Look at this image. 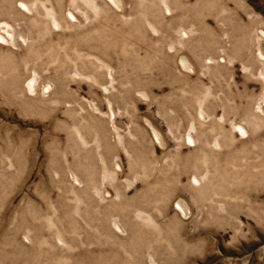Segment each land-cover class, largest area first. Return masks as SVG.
<instances>
[{"label":"rangeland","instance_id":"obj_1","mask_svg":"<svg viewBox=\"0 0 264 264\" xmlns=\"http://www.w3.org/2000/svg\"><path fill=\"white\" fill-rule=\"evenodd\" d=\"M0 264H264V0H0Z\"/></svg>","mask_w":264,"mask_h":264},{"label":"bare ground","instance_id":"obj_2","mask_svg":"<svg viewBox=\"0 0 264 264\" xmlns=\"http://www.w3.org/2000/svg\"><path fill=\"white\" fill-rule=\"evenodd\" d=\"M118 5V4H117Z\"/></svg>","mask_w":264,"mask_h":264}]
</instances>
